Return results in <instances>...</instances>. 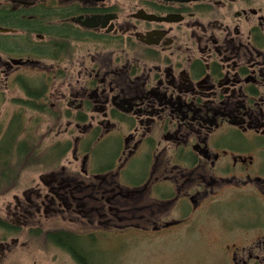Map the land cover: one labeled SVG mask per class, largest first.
Returning <instances> with one entry per match:
<instances>
[{"label":"flooded vegetation","instance_id":"obj_1","mask_svg":"<svg viewBox=\"0 0 264 264\" xmlns=\"http://www.w3.org/2000/svg\"><path fill=\"white\" fill-rule=\"evenodd\" d=\"M0 29V162L46 119L71 136L47 155L76 172L54 162L15 218L156 231L226 203L243 225L215 226L226 264H264V0H0Z\"/></svg>","mask_w":264,"mask_h":264},{"label":"rangeland","instance_id":"obj_2","mask_svg":"<svg viewBox=\"0 0 264 264\" xmlns=\"http://www.w3.org/2000/svg\"><path fill=\"white\" fill-rule=\"evenodd\" d=\"M36 131L41 138L40 143L35 144L38 145V155L35 156L38 164L20 174L14 189L0 195V220L9 226L0 227V264H77L65 251L44 239V233L55 230L72 232L82 238L93 233L95 239L87 238L90 249L85 255L92 264H226L223 247L233 240L227 235H220L215 226H220L225 232H237L243 227L238 223L239 219L230 213L231 208L226 203L209 210L216 221L214 224L195 220L183 226L156 231L125 228L129 224L125 221L98 226L99 219L95 215L91 218L95 224L93 227L84 213L86 209L45 214L44 208H41L39 213L33 212V215L19 220L15 218L12 214L16 205L13 196L20 198V191L30 186L42 188L44 182L50 179L51 168L56 162L47 155V150L52 149L56 142L71 138L70 129L51 123L48 126L46 119ZM63 147L56 146L53 150L60 153ZM57 161L59 163L54 165L56 172L64 167L67 175L76 174L69 167V156H62ZM233 210H239V205H234ZM95 228L105 230L100 235L104 238L102 242L100 231H95Z\"/></svg>","mask_w":264,"mask_h":264},{"label":"trees","instance_id":"obj_3","mask_svg":"<svg viewBox=\"0 0 264 264\" xmlns=\"http://www.w3.org/2000/svg\"><path fill=\"white\" fill-rule=\"evenodd\" d=\"M65 148V146L63 147ZM38 153V145L28 143L27 158L24 160L2 161L0 162V195L10 192L17 186L19 176L26 168L37 165L35 156ZM0 227H9L0 220ZM44 239L50 241L55 246L66 249L79 264H90L85 258L89 249L86 241L81 236L63 230H55L44 233Z\"/></svg>","mask_w":264,"mask_h":264},{"label":"water","instance_id":"obj_4","mask_svg":"<svg viewBox=\"0 0 264 264\" xmlns=\"http://www.w3.org/2000/svg\"><path fill=\"white\" fill-rule=\"evenodd\" d=\"M0 31H3L4 32L5 30L0 29Z\"/></svg>","mask_w":264,"mask_h":264}]
</instances>
